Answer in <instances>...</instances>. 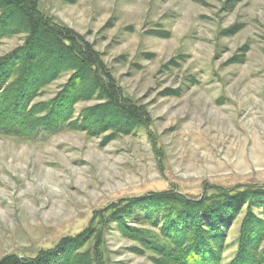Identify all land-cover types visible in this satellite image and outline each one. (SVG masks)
I'll return each instance as SVG.
<instances>
[{"label": "rangeland", "instance_id": "374dc122", "mask_svg": "<svg viewBox=\"0 0 264 264\" xmlns=\"http://www.w3.org/2000/svg\"><path fill=\"white\" fill-rule=\"evenodd\" d=\"M37 2L93 45L123 94L151 121L129 135L0 134V261L34 258L93 227L98 237L83 250L89 256L97 249L102 264H166L111 221L112 205L170 189L193 197L214 186L264 188V0ZM234 26L237 33L228 35ZM24 39L3 38L0 57ZM68 78L47 86L36 102L52 98ZM98 103H79L76 115ZM247 212L245 205L227 230L223 264L236 256ZM161 219L163 237L162 226L126 221L156 234L146 240L160 248L173 244L170 230L190 231L186 216L177 214L171 229ZM186 240L177 246L180 255ZM188 255L183 261L191 264Z\"/></svg>", "mask_w": 264, "mask_h": 264}, {"label": "trees", "instance_id": "16d2710c", "mask_svg": "<svg viewBox=\"0 0 264 264\" xmlns=\"http://www.w3.org/2000/svg\"><path fill=\"white\" fill-rule=\"evenodd\" d=\"M229 3L234 6L237 0ZM237 29L234 26L227 30L228 35L236 34ZM12 35H24L25 39L21 46L0 57V134L27 139L64 130L129 135L150 125L148 112L123 94L93 45L44 14L37 0H0V41ZM65 75H69L68 80L52 98L36 102L47 86ZM94 98L99 103L77 116L75 107ZM211 190L203 196H187L170 189L132 198L112 205L108 217L127 229L122 230L126 236L154 250L160 263L186 264L183 260L187 251L188 259L192 256L191 264H223L227 230L248 205L237 238L238 251L229 264H264V188L225 190L214 186ZM170 211H174L172 216L168 214ZM177 214L181 219L188 217L190 231L194 230L186 231L187 234L185 229L170 230L166 238L173 244L166 248L154 246V240H146L154 239L156 234L130 226L126 221L132 216L135 224L162 226L163 237L167 227L158 219L163 215L170 229L175 228ZM200 218H204L203 222ZM96 236V230L88 227L77 237L64 238L56 247L34 258L9 255L0 264H102L97 249L89 256L83 250ZM183 239H187L183 244L186 250L180 255L177 246Z\"/></svg>", "mask_w": 264, "mask_h": 264}]
</instances>
